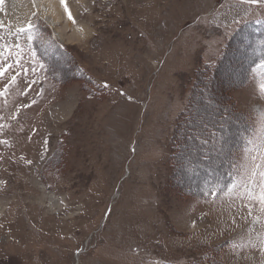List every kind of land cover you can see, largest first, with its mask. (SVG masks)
I'll list each match as a JSON object with an SVG mask.
<instances>
[{
  "label": "rangeland",
  "instance_id": "rangeland-1",
  "mask_svg": "<svg viewBox=\"0 0 264 264\" xmlns=\"http://www.w3.org/2000/svg\"><path fill=\"white\" fill-rule=\"evenodd\" d=\"M37 1L0 4V66L11 65L0 76V264H264V211L246 181L264 151V62L238 90L225 72L194 85L240 26L264 20V0H66L60 31ZM27 14L17 50L13 20ZM65 21L90 31L75 39ZM193 85L198 115L226 104L250 123L235 181L212 200L168 185Z\"/></svg>",
  "mask_w": 264,
  "mask_h": 264
},
{
  "label": "trees",
  "instance_id": "trees-1",
  "mask_svg": "<svg viewBox=\"0 0 264 264\" xmlns=\"http://www.w3.org/2000/svg\"><path fill=\"white\" fill-rule=\"evenodd\" d=\"M242 56L245 57V60L242 67L238 69L236 66ZM260 62H264V20H260L258 23L248 21L235 31L215 64H203L198 69L194 85L206 79L213 81L216 75L225 72L227 74L224 73V75L228 76L239 75V78L234 79L232 87L229 86V88L241 89L249 82L254 64ZM194 85L188 103L178 117L171 138V152L167 156L168 166L171 170L168 185L173 189L177 186L176 182L179 184L182 182L177 188L183 196L188 195L199 200H212L229 190L235 181L239 157L249 137L250 123L246 120L245 114L243 115V122L233 120L229 115L235 117L237 114L226 104L219 105L220 112L218 111V113L214 111L210 115L201 112L198 115L196 105H191V102L196 100L198 103L203 97H198L197 89L199 87ZM209 100L205 99V102H200V104L206 105L210 102ZM194 116L196 117L194 120H188ZM235 122L238 124L231 128ZM200 123L201 125H198ZM193 133L195 135L190 137ZM211 140L213 143L210 142ZM190 145L195 146V148L187 153L185 150ZM224 146H229V149L225 150ZM208 147L216 149L213 150ZM192 155L197 162L189 163ZM203 161H206L209 166ZM185 177L200 181L198 189L191 190L190 185L188 186L184 181ZM202 177L204 180H200ZM186 185L188 187H184Z\"/></svg>",
  "mask_w": 264,
  "mask_h": 264
},
{
  "label": "snow or ice",
  "instance_id": "snow-or-ice-1",
  "mask_svg": "<svg viewBox=\"0 0 264 264\" xmlns=\"http://www.w3.org/2000/svg\"><path fill=\"white\" fill-rule=\"evenodd\" d=\"M248 3H255L257 0H246ZM4 0H0V4H3ZM60 3L64 5V10L66 13H68V8L65 5L64 0H60ZM69 19H72L71 14L68 13ZM0 27H3L2 22H0ZM33 28V25L29 22L25 26L20 27L16 29V38H17V43L13 45V47L17 50L21 49V45L18 42L19 41V34L20 33H26L30 31ZM28 40H31L32 37L31 35L27 36ZM4 47L7 49L8 46L4 45ZM0 55H3L2 52H0ZM35 53H33V56ZM17 63H19V60H17ZM11 67V65L5 64L4 66H0V76H2L6 70V68ZM16 80V77L13 76L12 80L9 81V84L12 83L13 81ZM9 84L4 85V90L6 91L7 88L9 87ZM105 87L107 86L106 84L104 85ZM261 90L264 91V84H261ZM4 95V91H0V96ZM27 107V105H25ZM259 161V162H257ZM246 181L248 185L255 184L256 187L258 188V192L254 191H248V197L249 199L257 200L259 204L261 205V210L264 211V151L261 152L259 157H252V166L250 169L249 175L246 177ZM247 190V188H246ZM249 215H251V210H249ZM261 251L264 252V247L261 248Z\"/></svg>",
  "mask_w": 264,
  "mask_h": 264
},
{
  "label": "bare ground",
  "instance_id": "bare-ground-1",
  "mask_svg": "<svg viewBox=\"0 0 264 264\" xmlns=\"http://www.w3.org/2000/svg\"><path fill=\"white\" fill-rule=\"evenodd\" d=\"M64 2L66 5V0H64ZM12 4L14 5V3H12ZM37 4H38V6H40V5L42 6V12L41 13H43L45 15L50 26H56V24L60 23L63 18H65V19L69 18L68 13H69L70 9L68 10V13H66L64 10V5H62L60 3V0H38ZM15 7H17V5H15ZM37 8H39V7H37ZM20 11H21V13L24 12V13H22L23 15H26L25 9L20 10ZM15 13H14V15H15ZM19 15H20V13H19ZM12 16H13V14H12ZM28 16H30V14H27V17L25 19L16 18L17 20H13V23H15L18 27H23L27 24ZM73 22H74V20H73ZM73 22H66V23H64L65 25L64 24L63 25H64V29L65 28L67 29V27L71 28L72 35L75 39H80L89 33L90 27L89 28L87 27V24H86L87 22H85V23L80 22V21L79 22L77 21L76 23H73ZM56 29H59V31H60L61 27H59V28L57 27ZM51 200L52 199L49 198L50 203H52Z\"/></svg>",
  "mask_w": 264,
  "mask_h": 264
}]
</instances>
